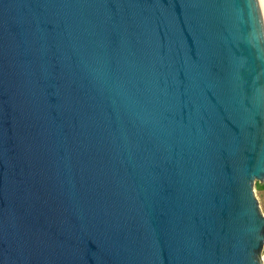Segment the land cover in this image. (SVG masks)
<instances>
[{
	"label": "water",
	"instance_id": "1",
	"mask_svg": "<svg viewBox=\"0 0 264 264\" xmlns=\"http://www.w3.org/2000/svg\"><path fill=\"white\" fill-rule=\"evenodd\" d=\"M259 0H0V264H264Z\"/></svg>",
	"mask_w": 264,
	"mask_h": 264
},
{
	"label": "rangeland",
	"instance_id": "2",
	"mask_svg": "<svg viewBox=\"0 0 264 264\" xmlns=\"http://www.w3.org/2000/svg\"><path fill=\"white\" fill-rule=\"evenodd\" d=\"M254 194L258 200V204L262 213H264V183H255ZM262 263H264V245L261 254Z\"/></svg>",
	"mask_w": 264,
	"mask_h": 264
},
{
	"label": "bare ground",
	"instance_id": "3",
	"mask_svg": "<svg viewBox=\"0 0 264 264\" xmlns=\"http://www.w3.org/2000/svg\"><path fill=\"white\" fill-rule=\"evenodd\" d=\"M263 14H264V0H259Z\"/></svg>",
	"mask_w": 264,
	"mask_h": 264
}]
</instances>
